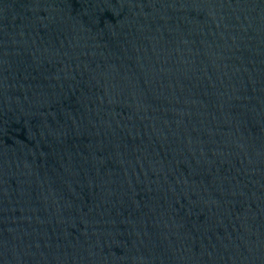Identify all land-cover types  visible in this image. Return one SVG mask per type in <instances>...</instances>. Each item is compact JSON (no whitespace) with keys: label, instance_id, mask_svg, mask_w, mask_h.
Returning <instances> with one entry per match:
<instances>
[{"label":"water","instance_id":"obj_1","mask_svg":"<svg viewBox=\"0 0 264 264\" xmlns=\"http://www.w3.org/2000/svg\"><path fill=\"white\" fill-rule=\"evenodd\" d=\"M0 197L85 264H264V0H0Z\"/></svg>","mask_w":264,"mask_h":264}]
</instances>
